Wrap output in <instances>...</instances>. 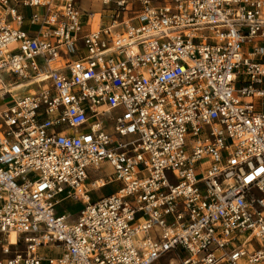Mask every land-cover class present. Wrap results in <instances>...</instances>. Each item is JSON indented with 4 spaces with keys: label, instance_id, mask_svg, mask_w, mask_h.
Returning a JSON list of instances; mask_svg holds the SVG:
<instances>
[{
    "label": "built area",
    "instance_id": "built-area-1",
    "mask_svg": "<svg viewBox=\"0 0 264 264\" xmlns=\"http://www.w3.org/2000/svg\"><path fill=\"white\" fill-rule=\"evenodd\" d=\"M96 1L0 0V264H264V0Z\"/></svg>",
    "mask_w": 264,
    "mask_h": 264
},
{
    "label": "rangeland",
    "instance_id": "rangeland-1",
    "mask_svg": "<svg viewBox=\"0 0 264 264\" xmlns=\"http://www.w3.org/2000/svg\"><path fill=\"white\" fill-rule=\"evenodd\" d=\"M78 1H79L80 5H81V8L83 10L91 11V12H100V11H102L101 5L96 0H78ZM142 1H144V0H130V4L132 5V7H130V9H129V11L127 13L123 14L122 20L135 17L136 14H137L136 10L140 9ZM152 1L153 2L162 3V2H165L167 0H152ZM136 24H138V23H136ZM35 89H36V87H35ZM19 94H20V96H23V95L26 94V91L25 92H21ZM109 170H110L109 167L106 165L103 168V171H101L99 174L95 173L93 170L90 171L89 172V174H90L89 183H92L96 179H100V178L104 179V178H106L107 175L110 174ZM114 187L115 186H113V184H112V185L108 186L106 188V190H99V191L94 192L95 198H97L99 196L109 195L114 190ZM68 204L71 205L69 208L67 207ZM65 208L70 212V215L72 216V218H71L72 220L76 219V215L81 210V206L80 205H74V204H72L69 201L63 203L62 206L58 207L57 209L59 211V210L65 209ZM40 252L42 254L51 255V256H54L56 254V253L55 254L51 253L50 249H48V248H43V249H41ZM154 264H181V262L177 259V256L175 254H169V255L163 257L162 259H160L159 261L155 262Z\"/></svg>",
    "mask_w": 264,
    "mask_h": 264
},
{
    "label": "bare ground",
    "instance_id": "bare-ground-1",
    "mask_svg": "<svg viewBox=\"0 0 264 264\" xmlns=\"http://www.w3.org/2000/svg\"><path fill=\"white\" fill-rule=\"evenodd\" d=\"M100 18H101V15H100V13H98V14L95 16V19H94V22H95V23H94V27H95V28L98 27V24H99V22H100ZM23 87H24L23 84H22V85L15 86V88L13 89L14 93H16L15 96H14L15 98H19V97H20V94H19V93H21ZM109 169H110V170H109V173H112L111 168H109ZM97 185H98V187H102V186L104 185V184H103V181H100ZM10 238H11L12 244H15V243H16V238H15V236L12 235Z\"/></svg>",
    "mask_w": 264,
    "mask_h": 264
},
{
    "label": "crops",
    "instance_id": "crops-1",
    "mask_svg": "<svg viewBox=\"0 0 264 264\" xmlns=\"http://www.w3.org/2000/svg\"><path fill=\"white\" fill-rule=\"evenodd\" d=\"M110 186V185H109ZM113 186H115L114 187V190L111 192V193H114V192H116L117 190H118V187H119V185L118 184H113ZM108 187V186H107ZM106 187V188H107ZM106 188L105 189H103V190H106Z\"/></svg>",
    "mask_w": 264,
    "mask_h": 264
},
{
    "label": "trees",
    "instance_id": "trees-1",
    "mask_svg": "<svg viewBox=\"0 0 264 264\" xmlns=\"http://www.w3.org/2000/svg\"><path fill=\"white\" fill-rule=\"evenodd\" d=\"M110 194H111V193H110ZM70 206H71L70 204L67 205L68 208H69ZM64 210H67V209L65 208V209L59 210L58 213H59V214H62Z\"/></svg>",
    "mask_w": 264,
    "mask_h": 264
}]
</instances>
